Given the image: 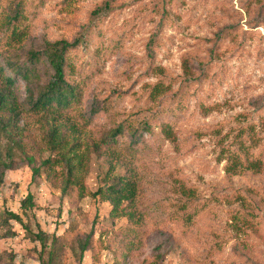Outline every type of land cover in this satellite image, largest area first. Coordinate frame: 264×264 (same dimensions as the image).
Listing matches in <instances>:
<instances>
[{
    "label": "rangeland",
    "instance_id": "374dc122",
    "mask_svg": "<svg viewBox=\"0 0 264 264\" xmlns=\"http://www.w3.org/2000/svg\"><path fill=\"white\" fill-rule=\"evenodd\" d=\"M22 7L15 24L0 5V67L8 59L27 65L37 52L33 79L46 84V42L83 38L69 52L82 98L68 111L28 112L20 103L26 85L14 86L20 115L12 136L20 146L0 186V264H41L40 244L3 220L28 193L36 206L23 218L33 230L61 235L78 219L80 236L94 232L95 249L80 262L68 247L62 264H264V0H22ZM3 79L0 71V87ZM143 119L153 126L138 156L101 145L105 132ZM243 131L251 138L238 152ZM11 143L0 133L1 154ZM63 152L90 193L119 177L135 182L136 217L145 220L137 241L104 204L93 222L91 195H63ZM260 154L258 170L244 167ZM230 155L237 164L228 172ZM48 158L60 163L34 177ZM236 191L249 193L258 224L232 221Z\"/></svg>",
    "mask_w": 264,
    "mask_h": 264
},
{
    "label": "trees",
    "instance_id": "16d2710c",
    "mask_svg": "<svg viewBox=\"0 0 264 264\" xmlns=\"http://www.w3.org/2000/svg\"><path fill=\"white\" fill-rule=\"evenodd\" d=\"M0 5H3L5 9L10 11V19L12 23L18 24L23 20L24 8L22 7V0H0ZM108 6V5H107ZM106 6V7H107ZM83 38H77L74 41H68L65 39H59L55 41L46 42L43 54L50 66L52 75L48 82L43 85H37L34 82L36 76L37 62L41 60L40 54L32 52L29 54V63L27 65H20L12 62L9 59L5 61L6 68L0 67L1 75L3 76L6 87H0V133H5L8 136V141H12L8 146L4 154L0 153V186L4 184L5 173L7 170L16 169L13 153L14 150L19 148L20 144L17 143L12 136L17 122L19 121L18 110V96L15 93L14 86L18 82H23L26 86L25 98L21 104L25 105L26 111H68L72 107H75L82 98V93L79 84L76 83L74 77V60L70 57L69 52L72 49L82 45ZM155 41H154V44ZM185 72L187 71L188 60H184ZM205 67H209L210 62H204ZM7 69V74L6 70ZM164 85H155L154 90L157 89L155 94H159V91L164 90ZM159 90V91H158ZM173 106V104H171ZM179 108L182 107L181 103H178ZM174 108H169V112H172ZM94 113H97L98 109H93ZM5 114H9L6 119ZM162 122V132L171 136V128L168 121ZM153 122L151 119H143L142 121L130 120L128 123H120L111 130L105 132V135L101 138V145L114 150L121 151L132 158L138 156L146 147V141L144 140V133H151ZM250 139L251 136L243 131L242 136L237 141L238 152L246 151L244 146L245 142L242 140ZM17 147V148H16ZM257 160H251L246 158L244 167L251 166L252 169H259L260 159L263 162L262 154L255 155ZM262 158V159H261ZM62 161L66 164L67 170L63 176V188L62 192L65 196H71L77 194L80 198L91 195L95 201V216L93 222H96L100 217V211L102 205L109 207L107 211L114 220L125 221L127 224V234L134 233V239H139V228L145 223L140 221V218L136 217V206L139 200L140 194L138 192L137 185L127 177H119L118 181L106 185L105 188H99L95 192H89L84 184L80 182L78 175L76 174L75 164L62 153ZM237 157L235 155L229 156L230 166L227 171H233L231 166L237 163ZM60 162L56 159L48 158L44 160L40 166L33 167L34 177L40 174L41 170L50 171L55 165ZM250 163V164H248ZM136 185V186H135ZM235 202L238 203V209L232 211V221H235L237 227L240 224L252 225L254 220L257 219L259 223L258 214L254 207L252 199L249 198V193L244 194L241 191H236ZM233 197V196H231ZM36 206L34 202V196L32 193H28L20 203V211L14 212L12 210L4 211V221L10 222L12 220L18 222L28 238L33 242H38L41 246L40 250V263L41 264H62L66 249L69 247L78 255V261L82 262L84 255L87 251H93L95 249L96 242L93 238L94 232H89L83 235H79L80 225L78 219L74 220L70 227L61 235L55 233L49 234L44 232L39 227L37 230H33L29 223L24 221V216L31 219L33 208ZM191 209V208H190ZM186 221L191 223V216L199 214L198 210L187 212ZM86 216V214H82ZM248 218V219H247ZM134 240V241H135ZM140 242V241H138ZM216 246L220 248V243Z\"/></svg>",
    "mask_w": 264,
    "mask_h": 264
}]
</instances>
